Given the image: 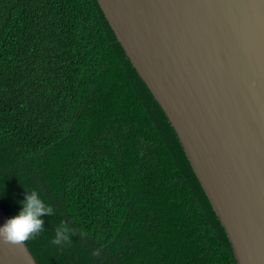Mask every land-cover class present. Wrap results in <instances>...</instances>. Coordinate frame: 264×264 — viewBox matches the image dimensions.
<instances>
[{
  "label": "trees",
  "instance_id": "16d2710c",
  "mask_svg": "<svg viewBox=\"0 0 264 264\" xmlns=\"http://www.w3.org/2000/svg\"><path fill=\"white\" fill-rule=\"evenodd\" d=\"M25 189L53 208L25 240L40 264H237L174 127L98 0H0L8 216ZM61 221L72 232L55 245Z\"/></svg>",
  "mask_w": 264,
  "mask_h": 264
},
{
  "label": "water",
  "instance_id": "95a60500",
  "mask_svg": "<svg viewBox=\"0 0 264 264\" xmlns=\"http://www.w3.org/2000/svg\"><path fill=\"white\" fill-rule=\"evenodd\" d=\"M174 127L237 264H264V0H98ZM9 216L0 203V225ZM0 264H40L0 240Z\"/></svg>",
  "mask_w": 264,
  "mask_h": 264
},
{
  "label": "clouds",
  "instance_id": "9594fccd",
  "mask_svg": "<svg viewBox=\"0 0 264 264\" xmlns=\"http://www.w3.org/2000/svg\"><path fill=\"white\" fill-rule=\"evenodd\" d=\"M18 203L20 207L17 213L9 216L5 223L0 225V240L3 242L19 243L33 238L44 228L43 217L53 214L51 204L36 189H25V196ZM54 231L51 243L61 245L69 241L72 229L61 221ZM97 254L98 250H94L93 255Z\"/></svg>",
  "mask_w": 264,
  "mask_h": 264
}]
</instances>
